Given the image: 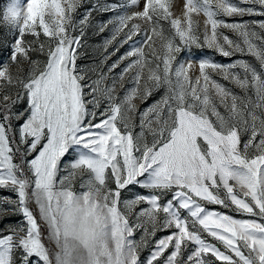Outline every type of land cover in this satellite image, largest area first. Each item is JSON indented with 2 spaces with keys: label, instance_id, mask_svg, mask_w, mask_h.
<instances>
[{
  "label": "snow or ice",
  "instance_id": "1",
  "mask_svg": "<svg viewBox=\"0 0 264 264\" xmlns=\"http://www.w3.org/2000/svg\"><path fill=\"white\" fill-rule=\"evenodd\" d=\"M82 4L0 5L16 33L9 62H0V188L15 193L4 202L23 216L0 232V264H264V20L242 19L264 17V0H185L183 19L170 0H144L108 21L116 25L109 44L122 32L123 43L140 34L134 21L145 25L143 43L109 67L127 61L111 85L77 64L92 15L75 18ZM193 14L206 17L202 30ZM234 16L241 19L221 18ZM193 46L257 63L204 57L197 70L178 60ZM125 77L132 86L118 97ZM160 89L134 124V100ZM133 187L144 191L123 199ZM157 231L168 234L141 260Z\"/></svg>",
  "mask_w": 264,
  "mask_h": 264
},
{
  "label": "rangeland",
  "instance_id": "2",
  "mask_svg": "<svg viewBox=\"0 0 264 264\" xmlns=\"http://www.w3.org/2000/svg\"><path fill=\"white\" fill-rule=\"evenodd\" d=\"M7 0H0V5H4ZM23 3V0H21ZM172 7L171 11L173 16L180 17L183 19L184 13V3L185 0H170ZM144 0H139L138 4L133 6L131 4V0H83V4L81 8L78 9L77 13L75 14V18L79 20L82 15L88 11L92 10V15L90 17V23L85 27V36L83 40V48L80 49L81 55L77 61L78 66L86 67L90 69L88 72V76L95 79L101 73L107 76V80L105 83L107 85H111L114 78H116L119 73L122 71L124 66L126 65L127 61H123L120 63L119 67L115 68L112 72H109V67L120 61V58L124 56V54L131 49V46L135 44L136 46H140L143 43V25L140 21H134L136 23L142 24L141 33L134 36L132 40L128 41L127 43H123L125 37L124 33L122 32L120 35L116 37L112 43H107V41L112 39V36L115 32L116 25L114 23L109 24L108 21H114L117 16L119 15H127L131 14L134 11L141 10L143 7ZM118 4L120 5L116 11H104L103 8L107 5ZM0 12H2V8H0ZM229 22L232 20L241 19L240 17H221ZM193 19L195 21H199L201 30L203 27V22L206 17L203 14L196 16L193 14ZM246 21H260L264 20V17L256 15V16H244L242 18ZM101 25H106L103 31H100ZM168 25L165 22V28L167 29ZM258 30V29H257ZM125 32L127 29L124 30ZM221 31L225 32V34L229 35L233 39H238L235 33L228 31L227 29H221ZM16 33L11 25L5 23L2 19H0V62H9V57L11 53V48L15 39ZM118 49V50H117ZM204 57H211L218 63L227 64L239 59H246L249 62L256 64L257 62L255 59L249 55H244L241 53H236L230 57H224L220 55L213 49H208L207 47L198 48L193 46L191 50L184 49L178 54V60L181 61H191L194 63V68L198 70V61L200 58ZM42 59V57H40ZM27 67V65H25ZM15 71V66L13 65L12 68ZM191 74H198L197 72H193ZM220 83L224 84L226 87L232 89L238 95H242L241 89L236 87L234 84H231L229 81L223 80L222 77L216 75L214 76ZM132 86L131 81L128 77H125L123 82V86H117L116 93L118 97H123L125 92ZM2 92H0V96H2ZM164 94V89H160L154 91L151 96H149L146 100H140L139 98L134 100V103L137 105L138 111L133 114V123L138 125L139 124V113L142 112L145 108L149 105L153 104L156 100H158ZM218 103V98H217ZM26 107L25 103H20L16 106V108L20 111ZM221 111H223V107L221 106ZM14 126L18 127L19 124L23 123V120H16L13 122ZM139 131V127L135 129ZM247 139V136L243 137ZM66 159H71V156L67 157ZM87 176L85 175L83 178L78 177L74 181V186L77 190L80 189V183L82 179H86ZM143 189L138 187H133L130 192H125L122 194L123 199H131L137 193L143 192ZM15 199V193L10 191L9 189L0 188V232L3 234H7V231L11 228L17 227L19 223L23 222V216L19 212L18 209H14L13 205L9 203H5V199ZM33 208V211H37L36 206L34 203L30 205ZM146 205H140L137 207L135 211L139 210V207H144ZM210 208H215L221 211H228L225 209H221L220 206L212 205L209 206ZM134 219V214H133ZM43 231L45 236V242L47 243V227L43 225ZM143 234L142 230H138L135 234V238L139 240L140 236ZM166 231H157L154 237H149L148 246L141 249L140 257L141 260L145 259L155 241L158 240L160 237L167 235ZM54 247V244L51 245ZM219 264V262H217Z\"/></svg>",
  "mask_w": 264,
  "mask_h": 264
}]
</instances>
